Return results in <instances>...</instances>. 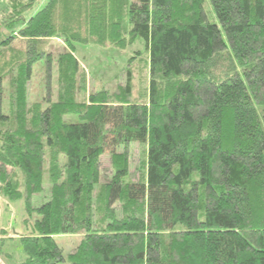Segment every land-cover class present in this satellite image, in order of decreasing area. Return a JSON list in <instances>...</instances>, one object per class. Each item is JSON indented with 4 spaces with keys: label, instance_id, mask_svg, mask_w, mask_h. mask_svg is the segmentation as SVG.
<instances>
[{
    "label": "trees",
    "instance_id": "1",
    "mask_svg": "<svg viewBox=\"0 0 264 264\" xmlns=\"http://www.w3.org/2000/svg\"><path fill=\"white\" fill-rule=\"evenodd\" d=\"M35 1L0 0V197L32 225L16 264H264V0H48L26 19ZM51 37L57 97L31 102L37 64L50 91ZM137 38L144 100L129 71L86 98L73 42ZM59 235L79 236L67 255Z\"/></svg>",
    "mask_w": 264,
    "mask_h": 264
},
{
    "label": "rangeland",
    "instance_id": "2",
    "mask_svg": "<svg viewBox=\"0 0 264 264\" xmlns=\"http://www.w3.org/2000/svg\"><path fill=\"white\" fill-rule=\"evenodd\" d=\"M48 0H36L34 5L25 12V18H29L39 9H41ZM207 8H209V13L212 11L210 9L209 0H206ZM3 4L0 2V8ZM3 31L1 32V29ZM16 33V32H15ZM9 32L3 26H0V39L8 36ZM17 48H23L24 42L18 37L15 41L12 42ZM74 51L73 55L77 59L79 64L80 72L78 77L84 73L85 79V95L90 92L99 90L101 88L108 90H115L118 84H124L126 79V72H130L131 83L133 87L134 96L139 98H145L146 92V83L148 77V65H147V56L145 55V46L144 41L141 38H137L133 41L132 44H129L125 47H117L113 44L105 43L98 44L89 39L86 41L73 42ZM43 47L52 54L53 63L51 66V76H50V91L45 90L46 87V72L43 64H37L34 67L32 72V77L27 85V97L31 102L41 101L47 96V92L51 94V98L54 101L57 97L58 83H57V67H56V58L59 52L64 51L66 45L64 41L59 37H51L43 40ZM85 98V99H86ZM77 99H83L81 89L78 88ZM146 101V100H145ZM68 117V116H67ZM72 118V117H71ZM73 119V118H72ZM121 151V149H118ZM145 147L139 143H133L129 148V156L127 159L128 171L130 176L133 179L138 177L140 173L138 166L140 165L144 157ZM101 167H102V178H107L108 174L111 171L110 167V156L105 154L100 158ZM41 195L36 197L35 203L40 204L43 198H40ZM4 198L0 197L1 210L3 207ZM8 201V200H6ZM14 209L7 208L11 212L12 217L5 220L7 230L5 235L8 238L1 245L0 250V259L4 264H16L25 259V253L22 249V246L18 240L20 235L13 233V227H19L22 232L25 234L31 233L32 225L24 224L21 214H23V203L21 200L18 201H9ZM19 205V206H18ZM10 207V206H9ZM5 227V228H6ZM1 230V229H0ZM4 231V230H3ZM83 236V233L78 234ZM77 235H59L56 236L55 240L57 244L62 248L63 253L67 255L70 252L71 248L76 246L78 241ZM61 264H69L67 260Z\"/></svg>",
    "mask_w": 264,
    "mask_h": 264
},
{
    "label": "crops",
    "instance_id": "3",
    "mask_svg": "<svg viewBox=\"0 0 264 264\" xmlns=\"http://www.w3.org/2000/svg\"><path fill=\"white\" fill-rule=\"evenodd\" d=\"M3 31V28L1 29V32ZM10 206V207H9ZM19 206V205H18ZM21 206H23V203L21 204ZM3 209L1 210L0 212V229L1 230H4L6 231L7 230V227H6V219L8 218V216L10 215L9 219L12 217V211L10 212L9 209L12 208L14 209L15 207H13L11 205V203H9V201H6V199L3 200ZM9 208V209H7ZM16 209V208H15ZM24 210V208H23ZM20 217H22V219L25 218V212L23 211V214L20 215ZM6 227V228H5ZM13 229V233L17 234V235H21L22 233V230L17 226L11 228ZM23 235V234H22ZM0 264H4L1 259H0Z\"/></svg>",
    "mask_w": 264,
    "mask_h": 264
}]
</instances>
